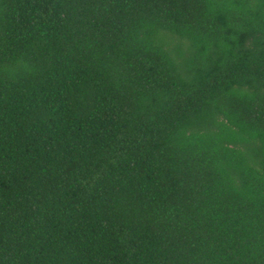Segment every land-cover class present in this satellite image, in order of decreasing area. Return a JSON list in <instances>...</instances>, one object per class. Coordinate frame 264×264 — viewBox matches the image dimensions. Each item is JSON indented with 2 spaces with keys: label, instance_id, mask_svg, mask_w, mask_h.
<instances>
[{
  "label": "trees",
  "instance_id": "1",
  "mask_svg": "<svg viewBox=\"0 0 264 264\" xmlns=\"http://www.w3.org/2000/svg\"><path fill=\"white\" fill-rule=\"evenodd\" d=\"M0 264H264V0H0Z\"/></svg>",
  "mask_w": 264,
  "mask_h": 264
}]
</instances>
